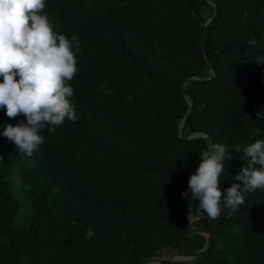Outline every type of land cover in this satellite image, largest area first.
<instances>
[{"label": "trees", "instance_id": "obj_1", "mask_svg": "<svg viewBox=\"0 0 264 264\" xmlns=\"http://www.w3.org/2000/svg\"><path fill=\"white\" fill-rule=\"evenodd\" d=\"M213 1L218 14L204 44L216 74L186 85L194 111L184 135L204 131L232 148L264 139L256 118L264 110V0ZM207 10H216L209 0H47L54 30L79 34L70 81L77 119L43 129L32 156L0 135V264H147L165 250L205 246L187 219L197 202L181 193L209 139L179 132L190 108L182 84L211 76L201 44ZM23 118L0 108V125ZM230 151L222 189L247 165L242 151ZM11 176L28 187V227L16 224ZM221 207L218 218L194 222L211 232L204 254L162 264H264V190L235 211Z\"/></svg>", "mask_w": 264, "mask_h": 264}, {"label": "clouds", "instance_id": "obj_2", "mask_svg": "<svg viewBox=\"0 0 264 264\" xmlns=\"http://www.w3.org/2000/svg\"><path fill=\"white\" fill-rule=\"evenodd\" d=\"M46 6L47 0H0V108L9 117L24 116L16 124L0 125V135L27 156L45 143L43 129L54 132L65 118L77 119L70 81L78 72L79 34L69 37L54 30ZM256 118L264 120V110H257ZM230 149L242 151L248 160L235 174V181L222 189V174L233 158ZM257 189L264 190V139L232 148L209 139L181 194L187 197L190 192L197 202L193 214L214 219L221 215L222 205L235 211L246 194ZM193 214L187 213L188 221ZM93 235L89 227L85 236Z\"/></svg>", "mask_w": 264, "mask_h": 264}, {"label": "water", "instance_id": "obj_3", "mask_svg": "<svg viewBox=\"0 0 264 264\" xmlns=\"http://www.w3.org/2000/svg\"><path fill=\"white\" fill-rule=\"evenodd\" d=\"M209 2H211L212 4H214L216 6V10H215L214 15L208 17L206 19V21L203 22V24H202V28H201V34H202L201 35V44H202V47L204 49L206 58L208 60V63H209L210 69H211V76L208 77V78L200 77V76H192V77H189L188 79H186L184 81V83L182 84V90L185 93V96H186V98H187V100L189 102L190 108H189L188 112L186 113L185 117L183 118V120L180 123L179 135H180L181 138L188 139V140L199 138V137H206L208 139H211V135L209 133H207V132H204V131H195V132L191 133L188 136L184 135V130H185L186 124H187L189 118L191 117V115H192V113L194 111V100L190 96V94L188 92H186V90H185L186 85L188 84V82L190 80H209V79H212L215 76V74H216L215 73V69H214V67H213V65L211 63V60L209 59V57H208V55L206 53L205 44H204L205 28L214 19V17L217 16V14H218V9H217L216 3L213 0H209ZM191 214H193V213H191ZM205 218H209V217L207 215L193 214V215H191V220L189 221V224H190L191 228H193L197 232L205 235L206 238H207V242H206L205 246L202 249H200L199 251H197L195 253H185V252H177V251L164 252V253H162L160 255L158 254V255H155L154 257H152L147 262V264H151L152 262H155V264H162V263L168 262V261H172V262H190V261H194V260L198 259L202 254H204L208 250V248H209V246L211 244V232H210V230H207V229H204V228H199V227H196L194 225L195 221L201 220V219H205Z\"/></svg>", "mask_w": 264, "mask_h": 264}, {"label": "rangeland", "instance_id": "obj_4", "mask_svg": "<svg viewBox=\"0 0 264 264\" xmlns=\"http://www.w3.org/2000/svg\"><path fill=\"white\" fill-rule=\"evenodd\" d=\"M206 15L210 17L211 11L207 10ZM10 184H11V190L16 195L21 205V212L18 216L16 224L20 227H28L31 222V209L29 207V201H28L29 198L28 187L14 176L10 177ZM164 252H168V250H165L160 254Z\"/></svg>", "mask_w": 264, "mask_h": 264}, {"label": "bare ground", "instance_id": "obj_5", "mask_svg": "<svg viewBox=\"0 0 264 264\" xmlns=\"http://www.w3.org/2000/svg\"><path fill=\"white\" fill-rule=\"evenodd\" d=\"M151 264H155V262H152Z\"/></svg>", "mask_w": 264, "mask_h": 264}]
</instances>
